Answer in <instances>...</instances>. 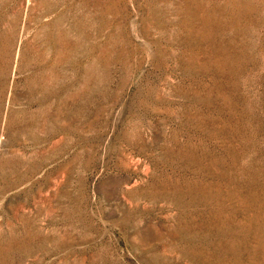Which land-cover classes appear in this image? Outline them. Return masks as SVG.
Segmentation results:
<instances>
[{"label": "rangeland", "instance_id": "obj_1", "mask_svg": "<svg viewBox=\"0 0 264 264\" xmlns=\"http://www.w3.org/2000/svg\"><path fill=\"white\" fill-rule=\"evenodd\" d=\"M0 264H264V0H0Z\"/></svg>", "mask_w": 264, "mask_h": 264}]
</instances>
